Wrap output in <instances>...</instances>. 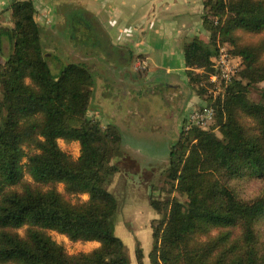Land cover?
<instances>
[{
    "label": "trees",
    "instance_id": "obj_1",
    "mask_svg": "<svg viewBox=\"0 0 264 264\" xmlns=\"http://www.w3.org/2000/svg\"><path fill=\"white\" fill-rule=\"evenodd\" d=\"M203 6L209 37L184 44L183 59L187 85L197 90L203 105L214 108L215 122L209 130L182 129L170 148L168 177L188 203L150 198V206L162 215L152 226L150 264H264V194L245 200L213 176L264 182V64L236 36L237 31L264 30V0H203ZM10 10L14 26H0V56L3 38L12 44L0 67V264H130L114 230L118 202L107 189L119 171L110 159L120 154L121 134L113 123L103 130L86 116L93 76L84 64L70 62L51 74L32 0H15ZM217 40L232 45L243 69L222 96L213 98L209 75L215 72L211 58ZM253 83H263L259 102L248 97ZM239 114L257 124L259 136L245 131ZM58 139L79 143L76 160L59 148ZM57 183L64 184V193ZM77 194H88V200L72 203L69 196ZM212 228H238L241 234H213ZM47 230L99 246L69 255ZM135 255L144 264L141 247Z\"/></svg>",
    "mask_w": 264,
    "mask_h": 264
},
{
    "label": "rangeland",
    "instance_id": "obj_2",
    "mask_svg": "<svg viewBox=\"0 0 264 264\" xmlns=\"http://www.w3.org/2000/svg\"><path fill=\"white\" fill-rule=\"evenodd\" d=\"M13 1L15 0H7L0 7V26L2 27L14 26L10 10V4ZM32 2L35 7L34 19L39 26L43 55L51 74L56 76L64 65L74 62L84 64L95 76L93 85L89 88L91 93L86 116L99 123L103 130L111 121L121 134L120 154L112 155L110 159V163L117 165L119 171L111 177V182L107 186L118 202V210L114 217L115 234L125 244L130 264H138L135 255L137 246L142 248L143 263L150 264L149 252L153 245L152 226L154 221L162 218V215L150 206L149 201L150 198L156 200L175 198L187 206V196L178 191L173 185L174 182L168 177L169 154L172 144L179 138V133L183 129L186 115L194 108L201 107L203 101L197 95V90L190 86L189 89L178 88L173 90L175 92H171L161 80H157L159 71L154 74V77L147 72L146 79V70L140 67L142 60L138 56L135 62L137 66L139 65V71H136L133 66V60L123 61L126 66L128 65V72H125L126 76L121 81L122 85L116 88L115 104L119 108L117 110L111 108L106 100L100 101L102 96L108 97L107 94H109L106 93L108 85L105 82V86L102 87L100 77L102 73L105 74L103 70H106L105 65L108 63L106 55L113 48L104 41L106 37L101 20L98 19L99 15L95 13L96 10L91 11V7L87 8L85 0H32ZM206 35L204 41H207L209 32L206 31ZM236 36L240 45L252 46L258 54L259 62L264 64V30L259 34L237 31ZM111 37L114 40L112 35ZM218 45L225 46L230 53L233 49L231 44H223L219 40L216 41V46ZM11 51V42L3 38L0 67L3 66L5 58ZM169 61L166 65L172 69V73L168 77L174 85L181 87L186 76L182 69V57L175 55ZM242 69L243 64H240L236 78H240ZM120 76L122 78L121 74ZM242 81L247 83L245 78ZM26 82L29 83L30 80L26 79ZM129 83L138 86V89L133 88L134 98L131 96ZM153 85L157 93L148 95L147 88ZM262 86L263 83H253L249 86L248 97L251 101H260ZM1 93L0 86V97ZM131 106L132 110L129 109ZM110 113L116 114L113 120L109 118ZM238 119L249 135H260L257 124L251 118L239 114ZM213 130L218 138H221L219 129L215 127ZM57 143L59 148L73 160L78 158L80 146L77 141L66 142L58 139ZM24 162L26 158L22 159V163ZM213 176L231 184L239 197L245 200H252L264 194V182L255 177L245 176L238 180L218 172ZM24 178L32 182L26 172ZM56 187L59 192L64 193L63 183H57ZM69 200L72 203H82L88 200V194L71 195ZM262 228L260 240L261 244H264V225ZM230 230L235 236L241 234L238 228H212L211 233ZM18 233L23 236L25 227ZM46 233L61 244L69 255L88 253L99 246L96 241H70L65 235L54 230H47Z\"/></svg>",
    "mask_w": 264,
    "mask_h": 264
},
{
    "label": "crops",
    "instance_id": "obj_3",
    "mask_svg": "<svg viewBox=\"0 0 264 264\" xmlns=\"http://www.w3.org/2000/svg\"><path fill=\"white\" fill-rule=\"evenodd\" d=\"M5 1L7 0H0V7ZM85 4L87 8H92L91 11L96 10L95 13L99 15L98 19L101 20L106 37L104 41L113 48L106 55L108 63L105 65L106 70H103L105 74L102 73L100 77L101 86H105L106 82L108 85L106 93L109 94L108 97L102 96L100 101L106 100L111 108L116 110L119 108L115 104L116 88L122 85L125 72H128V65L126 66L123 61L133 60V66L137 71L138 66L135 61L138 56L140 60L148 63V67L145 68L146 79L147 72L154 77L159 71L157 80H161L171 92H175L173 90L178 88L189 89L186 76L184 86L180 87L171 82L168 76L172 73V69L166 65V62H170V58L175 55L181 56L185 74L184 44L194 37L203 40L207 37L202 21L203 0H85ZM92 76L95 78L94 74ZM128 87L133 97L135 92L133 88L138 89V86L129 83ZM147 89L148 95L157 93L154 85ZM129 109L132 110V106ZM115 115L110 113L109 118L113 120Z\"/></svg>",
    "mask_w": 264,
    "mask_h": 264
},
{
    "label": "built area",
    "instance_id": "obj_4",
    "mask_svg": "<svg viewBox=\"0 0 264 264\" xmlns=\"http://www.w3.org/2000/svg\"><path fill=\"white\" fill-rule=\"evenodd\" d=\"M216 23V21H214ZM215 72L209 75L212 86L209 93L213 98L222 96L225 88L236 78L240 66V59L232 55L228 48L218 45L217 53L211 58ZM140 67L146 68L147 62L142 61ZM138 65V67H139ZM215 122V110L212 106L203 105L194 108L185 117L183 130L188 131L192 127L209 130Z\"/></svg>",
    "mask_w": 264,
    "mask_h": 264
}]
</instances>
